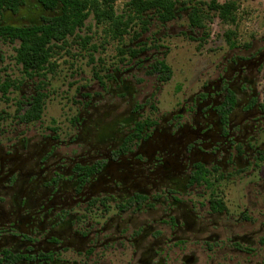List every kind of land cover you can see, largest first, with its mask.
Masks as SVG:
<instances>
[{"label":"flooded vegetation","instance_id":"1","mask_svg":"<svg viewBox=\"0 0 264 264\" xmlns=\"http://www.w3.org/2000/svg\"><path fill=\"white\" fill-rule=\"evenodd\" d=\"M71 2L0 0V264H264V32L163 110V38L57 88Z\"/></svg>","mask_w":264,"mask_h":264},{"label":"rangeland","instance_id":"2","mask_svg":"<svg viewBox=\"0 0 264 264\" xmlns=\"http://www.w3.org/2000/svg\"><path fill=\"white\" fill-rule=\"evenodd\" d=\"M127 1L118 0L115 3L117 14L125 10V3ZM185 1L197 4L208 2L209 0ZM224 1L226 0H219V2ZM236 1L239 8L235 26L222 24L219 19L213 18L211 22H207L204 30L195 31L189 27L187 14L184 12L181 14V17L166 25L151 21L148 31L136 40L142 42L145 38L150 37L163 38L160 44L168 52L165 63L172 71L171 78L167 82L160 98V106L163 110L169 109L175 103V88L192 86L202 73L209 69L211 63L225 52L228 46L224 38L226 30H236L234 42L262 35L264 32V0ZM204 9L207 11L206 6H204ZM89 27L90 30L87 29ZM134 31H140L139 27L133 26L130 35L125 36L123 41H112L107 36L106 26H96L93 18L90 17L86 21V27L77 33L76 38H73L71 47L68 50L69 56H67L70 59L68 61L70 62V66L64 64L62 67L64 70L69 69L72 75L71 77L66 76V71L58 74L55 82L57 88H64L70 81H72V85L74 86L85 78L90 79L93 75L92 70L94 69L90 61L91 57L94 61L97 57L103 58L105 65L108 66L110 61L116 56L118 49L134 41L132 38ZM84 36H89L92 39L90 44L82 46L80 45L79 38H84ZM92 45L97 47V51L93 52ZM74 114V110L64 109L59 107L58 103H53L50 108L43 110L41 118L46 123L50 120H56L58 124H64Z\"/></svg>","mask_w":264,"mask_h":264},{"label":"trees","instance_id":"3","mask_svg":"<svg viewBox=\"0 0 264 264\" xmlns=\"http://www.w3.org/2000/svg\"><path fill=\"white\" fill-rule=\"evenodd\" d=\"M118 0H72L68 13L71 19L70 34L77 35V31L86 27V21L92 17L95 25H105L107 36L112 41L121 42L125 36L130 35L133 26H138L140 31H134L132 38L138 40L141 35L148 31V26L151 21L167 24L181 17L182 13L187 14L188 25L192 30H204L207 22H211L213 18L219 19L222 24L235 26L237 22L238 3L236 0H209L193 4L185 0H128L125 3V10L117 14L115 3ZM206 6L207 11L204 9ZM67 21V20H66ZM62 32L65 35V23L62 25ZM57 29V28H56ZM90 30V27L87 28ZM53 31V30H51ZM56 34L59 35V29ZM33 36V34L31 35ZM35 36V35H34ZM227 45H233L236 38V30H226L224 33ZM91 37L84 36L79 38L80 45L85 46L90 44ZM42 43H29L23 45L20 52L23 53H45L48 50L44 49ZM84 48V47H83ZM93 52L97 51V47L92 45ZM91 52V50H89ZM125 50L118 49L120 55ZM90 61L94 59L91 57ZM160 70L163 75V80L168 81L171 78V68L164 62L160 61ZM43 109H38L32 119H38L42 115Z\"/></svg>","mask_w":264,"mask_h":264}]
</instances>
